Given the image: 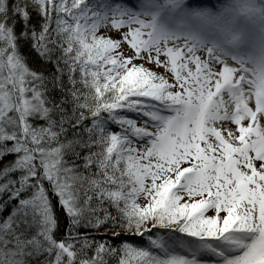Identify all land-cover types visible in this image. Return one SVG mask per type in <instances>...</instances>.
I'll return each instance as SVG.
<instances>
[{"label": "snow or ice", "instance_id": "obj_1", "mask_svg": "<svg viewBox=\"0 0 264 264\" xmlns=\"http://www.w3.org/2000/svg\"><path fill=\"white\" fill-rule=\"evenodd\" d=\"M0 264H264V0H0Z\"/></svg>", "mask_w": 264, "mask_h": 264}]
</instances>
